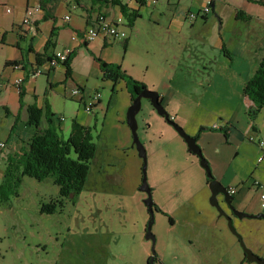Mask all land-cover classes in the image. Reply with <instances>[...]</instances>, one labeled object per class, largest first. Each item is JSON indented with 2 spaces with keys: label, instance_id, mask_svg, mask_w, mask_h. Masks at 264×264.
Returning a JSON list of instances; mask_svg holds the SVG:
<instances>
[{
  "label": "rangeland",
  "instance_id": "1",
  "mask_svg": "<svg viewBox=\"0 0 264 264\" xmlns=\"http://www.w3.org/2000/svg\"><path fill=\"white\" fill-rule=\"evenodd\" d=\"M162 1L155 7L149 4L144 8L134 27L124 26L127 38L123 41H126V45L123 46L121 41L113 42L109 55L118 56L115 63L132 78L145 83L159 97L165 96L163 102H167L169 107L163 102L161 104L168 115L174 117V122L189 135L191 127L192 130H199L213 123L223 125L243 98V82L231 75L223 53L212 45L217 17L211 15L206 21L197 18L191 26L184 19L185 14L195 11L206 0ZM228 2L239 7L241 0H226L225 5L219 8L218 16L223 18L221 30L225 32V38L235 31H244V36H254L256 31L251 29V22L234 21L232 14L229 20L225 19L230 12L228 6L232 7ZM260 7L263 5L260 4ZM81 12L77 7L69 8L68 13L76 24H81ZM169 19L179 25L178 29L169 27ZM247 28L252 30L251 33H247ZM262 41L264 14L260 11ZM91 57L86 50L79 48L75 58L77 84L85 88L84 94L91 95L87 100L94 103L90 111H86L81 102L69 95L75 83L72 86L59 83L49 88L46 76L42 74L36 76L33 85L35 94L40 96L39 104L43 105L44 99L49 102L54 113L52 125L61 138H67L73 118L91 128L96 150L89 161L84 185L79 193L63 198V206L53 213L40 212L42 203L59 196L57 186L51 179L36 181L23 176L17 186L6 187L5 196L0 197V264H123V257L118 255L120 250L130 254V260L133 259L135 264H147L149 253L146 255V247H149V252L151 241L144 235L149 214L143 203L146 194L138 189L143 160L132 143L126 123L131 95L124 79L117 82L103 80ZM2 67L0 59V70ZM96 93L99 94L97 100L92 98ZM7 100L8 105L12 104L14 95L10 94ZM178 103H182L186 110L175 106ZM60 116L63 119L59 121ZM11 120L0 108V141L7 140ZM136 122L137 135L146 152L145 176L152 199L154 201L152 188L155 190L154 187H157L156 196L178 219L172 225L168 211L154 210L151 232L155 237V264H159L158 258L161 257H165L167 264H203L201 257H195L183 241L175 240L177 234L187 237L185 221L195 219L196 214H190L195 204L201 206L206 217L210 216V210L211 218L218 219V228L226 229L227 237L236 240L226 217L220 215L216 218V209L206 200L209 189L205 171L198 157L187 150L184 140L157 113L149 99H141ZM47 125L43 116L40 126ZM244 141L250 145L247 155L249 163L253 164L256 158L255 143L248 139ZM208 164L210 166L209 161ZM210 171L213 177L211 166ZM183 187L193 193H190L192 199L188 205L182 202L188 195L179 191L184 190ZM231 219L235 229L238 221L254 225L258 221L260 223V219L256 218L236 220L233 215ZM246 228L253 232L252 226L247 225ZM142 229V236L139 237L138 231ZM254 229L259 230L257 226ZM203 238L207 247L215 251L217 248L231 249L227 238L219 241L211 232ZM237 243L236 240L237 251L243 254ZM218 258L214 257L216 260ZM245 261L246 264H257Z\"/></svg>",
  "mask_w": 264,
  "mask_h": 264
},
{
  "label": "crops",
  "instance_id": "2",
  "mask_svg": "<svg viewBox=\"0 0 264 264\" xmlns=\"http://www.w3.org/2000/svg\"><path fill=\"white\" fill-rule=\"evenodd\" d=\"M161 1L162 0H153L146 2L144 5H140L138 0L130 2L120 0L121 3L137 10L141 16L143 9L149 6V4L155 7L157 4L161 3ZM225 1L226 0H206L203 5L195 11L200 10L204 5L208 4L210 8L209 12L200 13L197 18L206 21L209 16L216 15V30L212 35V45L216 50L223 53V58L228 62L231 75L235 78L242 79L244 85L254 72L264 53V42H260V11L264 14V6L260 7V4L254 2V0H241L239 7L232 6V4L228 2L232 7L228 6L230 12L225 16V19L229 20V16L232 14V20L234 21L243 23L251 22L249 25L252 26L251 29L256 31V33H254V36L251 34L249 37L243 35L244 31H241V33L235 31V33H231L225 38L226 34L221 30L223 18L222 16H218L220 15L219 8L225 5ZM36 3L41 5L42 11L35 15L36 33L34 35H29L25 32L24 26L21 25V21L26 7ZM76 6L82 10L80 13L82 19L81 24H76L68 13L69 8H77ZM237 10L248 14L250 18L244 19L241 16L237 17ZM188 12L185 14L184 19L193 26L197 18L194 21L186 19ZM98 13L106 14L111 19L123 18L119 7L113 5L110 0H104L98 3H94L91 0H0V59H2L3 63V67L0 70V108L5 116L7 115L12 118L8 128L7 140L5 141L6 149L0 151V159L2 162V164H0V180L3 176L6 155L14 154L22 147H26L27 142L34 134V129L27 123L26 106L32 103H36L40 107L44 106V101L43 105H40V96L36 95L34 92L33 85L36 76L31 74L32 69L36 66H40L47 70L43 75L46 76V83L49 88L59 83H62L64 86H72L75 83V86H80L85 91V88L77 84L78 82L75 79V58L79 53V48H83L86 52L91 54L92 59L94 56L113 63L119 59L118 56L113 57L109 55V52L113 48V42L118 40L101 36L87 41L86 46H84L82 41L72 40V35L75 31L77 30L80 32L85 29L90 19L95 17ZM65 16L69 18L66 19ZM50 17H54L55 20ZM168 23L169 27L173 30L179 27V25L171 19L168 20ZM134 24L132 27H134ZM65 25H67V27ZM53 26L57 28L56 37L54 38L55 44L45 51V54L51 57L53 54L56 55L66 49L75 51V55L70 63L71 76L68 78L65 77V67L62 63L54 68L48 69V61L42 62L39 65L35 62V53H44V45ZM247 29V33H251L252 30L249 28ZM121 42L123 46L126 45V41ZM207 43H210V41H207ZM104 44L105 46H103ZM14 64H19L22 68H15L13 66ZM19 76H23L24 78L23 86L25 91L23 97L24 103L21 108L18 101V90L11 84L13 79ZM10 94L14 95V101L12 104L8 105L7 99ZM164 97L165 96L160 97L161 102H163ZM164 102L163 104L169 107V104ZM175 106L179 109L181 108L180 110H186L182 103H178ZM254 109L251 102L243 96L239 105L227 116L223 125L213 123L211 126L205 125L199 130H192L191 127L190 134L196 137V140H198L199 145L202 147L203 153L210 163L214 179L219 181L225 188L229 186L236 188V193L233 195L234 206L238 210L249 214H264V206H261V195L264 194V158L258 160L263 155V149L258 147L255 141H252L255 143L256 158L253 164H250L247 155L250 145L244 141L251 135H256V137L254 136L255 139L260 138L264 140V110L260 109L254 112ZM206 127L210 128L207 129ZM154 188L155 190L152 188L154 194L153 202L161 210L168 211L172 218L171 224H175L178 219H176L174 212L167 209L165 202L161 201V198L156 196L158 190L157 187ZM183 188L184 190L179 191L186 192L188 195L182 202L188 205L189 200L192 199L191 194L193 195V193L189 188H187L188 190H186V187ZM175 193L179 192L175 191ZM208 198L207 193V201ZM139 199L141 200V197H139ZM195 206L194 211L190 213L191 215L194 213L196 214L195 219L185 221L188 228L187 237L183 234H177L178 238L175 240L179 242L183 241L187 249H189L195 257H201L203 264H246L244 263L246 262L244 260V253L242 254L241 251H237V247H235L236 240L239 242L237 245H240V240H242L245 245L247 244L246 246H249L254 251V253L264 259L263 218H256L260 219V223L258 221V223H256L257 225L240 223L239 221L235 223L236 231L242 234L244 240L239 232L238 234L240 237H237L231 232L236 237V240H234L227 237L225 233L226 229L218 228V219L211 218L212 213L210 210L208 213L210 216L206 217V212L203 211L201 206L197 204H195ZM227 212L230 213L229 211ZM230 216L233 218V215ZM216 218H219L218 212ZM236 218V220H239L238 217ZM210 224L213 228L212 231H210ZM247 225L253 227V232L252 230H247ZM254 226H257L259 230H255ZM143 230L144 229L138 231L139 237L142 236ZM209 232H211L216 239H219V241L227 238L231 244V249L225 250L217 248L218 250L215 251L212 248H208L203 237H207ZM148 248L147 246L146 255L149 253L148 256H150L151 247L149 252ZM118 255L121 258L123 257V264H135L133 259L130 260V254H126V251L120 250ZM206 255H208V257H206ZM217 256L219 257L218 260L214 259V257ZM158 259L159 264H167L165 257Z\"/></svg>",
  "mask_w": 264,
  "mask_h": 264
},
{
  "label": "trees",
  "instance_id": "3",
  "mask_svg": "<svg viewBox=\"0 0 264 264\" xmlns=\"http://www.w3.org/2000/svg\"><path fill=\"white\" fill-rule=\"evenodd\" d=\"M98 3L104 0H91ZM113 5H117L119 10L127 22V26L132 27L135 20L140 17V13L128 7L120 0H110ZM140 5H144L143 0H138ZM264 6L263 0H254ZM236 16L249 19L250 16L243 11L237 10ZM55 20L54 17H50ZM57 28L52 27L50 35L44 45V53H35V62L37 65L48 61L50 55L45 54L50 47L54 46V38L56 37ZM79 34V31H75ZM86 46L87 41H82ZM125 45V43H124ZM105 46V44L103 45ZM75 55L74 50L67 53L66 59L62 62L65 67V77L71 76L70 63ZM53 54L51 57H54ZM97 63L101 78L103 80L110 79L117 82L124 79L129 89L131 100L135 94L142 89L147 88L146 84L132 78L124 70L113 62H107L99 57H94ZM242 94L254 106L256 110H264V53L259 60L254 72L247 79L242 87ZM25 95L23 84L18 87V101L20 108L23 107V97ZM27 123L34 129V134L27 142L26 147H22L14 154H7L3 176L0 180V197L5 196V188L17 186L23 176H28L36 181H42L46 178L51 179L52 183L57 186L58 197L50 200L48 203H42L40 212L53 213L63 206V198L74 196L82 189L89 172V161L94 157L96 145L93 142L91 128L72 119L69 134L66 139L60 137L57 129L52 125V117L49 102L44 99V106L40 107L36 103L26 106ZM44 116L48 125L41 128V118ZM168 119L170 116L168 115ZM173 121V120H172ZM208 183L209 179L206 178ZM151 190V189H150ZM153 209L161 211L153 202ZM171 222V218H169ZM152 259V261H151ZM155 254H151L147 259V264H155ZM244 260L245 256H244Z\"/></svg>",
  "mask_w": 264,
  "mask_h": 264
},
{
  "label": "water",
  "instance_id": "4",
  "mask_svg": "<svg viewBox=\"0 0 264 264\" xmlns=\"http://www.w3.org/2000/svg\"><path fill=\"white\" fill-rule=\"evenodd\" d=\"M142 98L149 99V101L151 102L153 108L157 111V113L161 115L162 117H164V119L177 131L179 136L184 140L187 146V150L190 153L198 157L199 164L204 169L206 178L209 179L207 183L209 191H210L208 201L210 205H212L217 210L219 216L223 215L224 217H226L228 227L234 235H236L237 237H240L238 232L232 225L231 217L223 210L222 206L220 205L221 201H223L228 206L231 213L238 218L248 217V218H263L264 219L263 213L249 214V213L240 211L234 207V205L232 204L233 197L227 193L226 188L219 181H217L216 179L212 177L210 166L208 164V161L202 154L201 148L196 141V137L189 135L188 133L185 132V130L180 125L168 119V112L165 110L164 106L161 104L159 94L156 91H152L148 88H145V89H142L139 93L135 94L134 98L131 100V103L126 111V123L132 135V143L136 147L139 157H141L143 160L142 168H141L142 177H141V182H140L138 189L140 191L145 192L146 194L145 198L143 199V203L146 206L147 211L149 213V219L146 224L145 238L151 241L152 254H154L153 244L155 241V237L151 232V225L154 220L153 200L151 196V190L146 181V176H145L146 152H145V148L143 144L140 142L138 138L137 122H136V114L141 108ZM218 196H221L220 202H219ZM240 245L242 247L245 259L247 261L256 262L257 264H264V259L259 257L257 254H255L251 249H249L243 243L242 240H240Z\"/></svg>",
  "mask_w": 264,
  "mask_h": 264
},
{
  "label": "built area",
  "instance_id": "5",
  "mask_svg": "<svg viewBox=\"0 0 264 264\" xmlns=\"http://www.w3.org/2000/svg\"><path fill=\"white\" fill-rule=\"evenodd\" d=\"M127 2L130 1H136V0H126ZM144 3L150 2L153 0H143ZM209 5H204L200 10L198 11H189L186 19L190 21H194L197 16L200 13H208L209 12ZM42 11L41 5L39 3H36L32 6H27L25 9L24 16L21 21V25L24 26L25 32L29 35H34L36 33V25H35V15L40 13ZM66 19H68V16H65ZM127 25V22L124 18L119 17L117 19H111L108 15L103 13H98L95 17L91 18L87 27L79 32V34L74 33L72 35V40L76 41H89L96 37H109L113 40L123 41L127 38L126 32L124 30V26ZM69 52V49H66L64 51H61L60 53H57L54 57H50L48 60V69L54 68L57 65L61 64L67 56V53ZM15 68H22L19 64L13 65ZM33 76L41 75L43 73H46L47 70L36 66L31 71ZM24 82L23 76L16 77L12 81V85L15 86L18 90V87L22 85ZM1 86V84H0ZM69 95L72 98H76L79 102H81L82 107L86 111H90L91 107L94 105L92 101H88L87 99L90 98V94L85 95L84 90L80 86H74L69 90ZM99 94L96 93L92 96L93 99H98ZM59 120H62L63 117L60 116L58 118ZM170 119L173 120L174 117L170 116ZM215 127V126H214ZM248 140L255 141L258 147L263 149V155L258 159L262 160L264 158V140L263 139H255L253 135L248 137ZM6 149V143L4 141H0V151ZM226 191L229 195L233 196L236 193V188L229 186L226 187ZM261 206H264V194L261 195Z\"/></svg>",
  "mask_w": 264,
  "mask_h": 264
},
{
  "label": "flooded vegetation",
  "instance_id": "6",
  "mask_svg": "<svg viewBox=\"0 0 264 264\" xmlns=\"http://www.w3.org/2000/svg\"><path fill=\"white\" fill-rule=\"evenodd\" d=\"M233 197V196H232ZM219 199V202L221 201V199H220V197L218 198ZM233 204V203H232ZM220 205L222 206V208H223V210H228L230 213H229V216L230 215H233L232 213H231V211H230V209L228 208V206L223 202V201H221L220 202ZM235 207V206H234ZM236 208V207H235ZM226 213H227V211H226ZM231 217V216H230Z\"/></svg>",
  "mask_w": 264,
  "mask_h": 264
},
{
  "label": "clouds",
  "instance_id": "7",
  "mask_svg": "<svg viewBox=\"0 0 264 264\" xmlns=\"http://www.w3.org/2000/svg\"><path fill=\"white\" fill-rule=\"evenodd\" d=\"M171 120V119H170Z\"/></svg>",
  "mask_w": 264,
  "mask_h": 264
}]
</instances>
